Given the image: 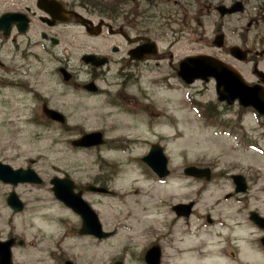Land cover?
I'll return each instance as SVG.
<instances>
[{"label": "rangeland", "instance_id": "1", "mask_svg": "<svg viewBox=\"0 0 264 264\" xmlns=\"http://www.w3.org/2000/svg\"><path fill=\"white\" fill-rule=\"evenodd\" d=\"M95 1L109 5L110 9L117 2ZM151 1L154 0L138 3L140 11L158 17L154 19L155 32L161 33V38L152 37L160 44L162 53H172L175 59L197 53L219 56L212 46V33L219 24L229 29L226 20L216 13L209 15L205 6L202 29L196 38L204 36V42L195 44L191 41L193 36L187 33L171 46L168 38L179 28H167L165 18L173 15L174 9ZM202 1L205 5L218 2L229 5L227 0ZM191 4L194 5L188 1L186 7L193 12ZM247 22H243L241 31ZM263 29L253 30V36ZM77 35V43L85 40L81 34ZM263 42L257 39L250 49L263 52ZM161 67V71L157 68L158 71L143 72L149 76H141L131 93L134 96L142 93L138 101L151 105L150 112H136L137 100L131 98L117 96V101L109 102L105 97L78 104L76 99L66 97L61 100L69 107L67 111L75 115L66 126L52 125L32 121L33 114L40 111L34 110L35 105L23 95L15 94L8 102V95L0 94V161L14 169L31 168L43 179L39 186L0 182V241L16 238L17 242H23L13 248L14 264H65L67 260L73 264H146L145 254L154 245L161 247V264H227L216 255L218 251L227 254V250L232 254V264H264V254L258 245L263 232L249 220L251 211L264 217V126L258 125L254 113H242L233 106L234 113L226 116L232 119L225 125L239 130L241 114L248 136H229L219 125L207 128L190 106V100L218 104L215 82H200L193 89L177 90L178 81L169 77L166 63ZM241 69L248 81L255 79L247 66ZM260 70L264 71V56ZM52 78H42L41 91L45 96L62 90ZM109 80L115 82L114 78ZM168 82L173 84L169 90L163 85ZM117 88H111L112 93ZM75 104L77 108L72 109L70 106ZM161 119H170L177 125L167 129L158 124ZM97 131L104 134L107 146L94 150L72 146V141L84 133ZM163 136L167 140L161 141ZM150 143L161 144L169 158L172 177L164 183L158 182L139 160L149 152ZM193 165L211 167L215 181L208 184L184 177L183 169ZM235 174L248 179L250 190L240 198L227 199L229 194L235 195L230 180ZM54 177H69L84 191L87 186H96L112 192L111 195L84 192V199L98 214L103 230L112 233L111 237L98 240L78 234L81 218L54 197L50 184ZM11 192L25 205L20 213L7 203ZM141 196L147 198L143 210L139 208ZM190 201L196 204L192 216L178 219L173 207ZM155 204L159 208L152 214ZM208 215L215 223H207Z\"/></svg>", "mask_w": 264, "mask_h": 264}, {"label": "flooded vegetation", "instance_id": "2", "mask_svg": "<svg viewBox=\"0 0 264 264\" xmlns=\"http://www.w3.org/2000/svg\"><path fill=\"white\" fill-rule=\"evenodd\" d=\"M188 1L194 3L191 4L193 12L186 7ZM227 1V7L235 6L241 12L222 17L218 8L225 4L205 5L202 0H154L150 3H165L174 9L173 15L165 18L167 28H179L168 38L171 46L187 33L193 36L191 41L195 44L204 42V36L196 38L202 29L205 6L209 15L216 13L226 20L229 29L219 24L212 33L214 40L223 36L224 48L217 49L218 55H227L231 60L223 59L232 66L239 64L238 69L243 75L245 71L241 67L247 66L255 78L251 82L264 86V81H260L255 73L260 69L264 51L250 49L257 39L264 41V29L253 36V30L264 28V0ZM253 11V14L249 13ZM155 18L158 17L140 11L138 0H117L112 9L95 0H0V94H7L8 102L15 94L23 95L35 105L34 110L40 111L33 114L32 121H46L52 125L58 123L46 116L45 108L62 114L65 125L75 115L67 111L69 107L61 100L66 97L84 104L91 99H117L119 96V99H136L135 111L147 110L138 101L141 94L129 95L136 90L141 76H149L143 72L158 71L157 68L161 71V64L166 63L169 77L177 78L186 86L178 77V69L180 62L188 56L175 59L172 53H162L160 44L152 37L161 38V33L155 32ZM244 21L248 22L241 31ZM77 34L85 40L77 43ZM109 40H115V43L111 44ZM153 42L158 48L157 54H142L143 60L134 58L136 50ZM233 46L251 51L248 61L241 63L232 58L229 47ZM90 57L103 64H92ZM44 76L56 79L57 86L62 89L59 94L44 95L41 91ZM110 78L115 82H110ZM111 88H117V92L112 93ZM77 106L70 107L76 109ZM36 114L39 115L36 117Z\"/></svg>", "mask_w": 264, "mask_h": 264}, {"label": "water", "instance_id": "3", "mask_svg": "<svg viewBox=\"0 0 264 264\" xmlns=\"http://www.w3.org/2000/svg\"><path fill=\"white\" fill-rule=\"evenodd\" d=\"M222 15L225 14V9L221 8ZM228 13H232L233 10H228ZM148 47H143L134 52V58L139 59L142 54H145ZM231 53L240 60L247 58V53L239 48L232 49ZM188 65L190 67L186 68ZM182 76L188 82L191 83L196 79H202L207 81L209 78H215L217 81V91L221 101H227L232 103L235 99H239L240 103L245 107L255 108L261 115H264V92L261 88L249 87L246 85L241 76L232 68L224 65L213 57L203 56L189 58L181 64ZM53 119L61 120L59 114L51 113ZM102 135L89 134L83 138L74 141L73 145L76 147H92L103 144ZM152 170L156 172L160 177L167 175V159L163 155L161 149L153 147L151 153L143 159ZM206 171L190 167L185 170V173L194 176L202 177ZM237 185L236 191H243V185L240 182L239 177H234ZM0 180L7 184L18 185L19 183H32L41 184L42 180L31 169L28 170H13L9 166L2 165L0 163ZM53 185V192L55 197L62 201L67 207L73 209L82 218V227L79 230L80 235H93L99 239L106 238L109 233H105L102 230L99 218L97 214L91 209V207L82 199V193H75V185L69 179L54 178L51 180ZM97 192H103L100 189H91ZM8 205L16 212H21L24 209L23 203L15 193H11L8 198ZM193 204L187 206H177L175 211L178 215L188 217L191 213ZM259 227L264 229V218H261L257 213H251L250 217ZM15 243L14 239L6 242H0V264H12V247ZM20 245L22 242L19 243ZM264 246V238L262 239ZM161 251L159 247L151 248L145 256L147 264H160ZM66 264H72L67 262ZM115 264H122L117 262Z\"/></svg>", "mask_w": 264, "mask_h": 264}, {"label": "bare ground", "instance_id": "4", "mask_svg": "<svg viewBox=\"0 0 264 264\" xmlns=\"http://www.w3.org/2000/svg\"><path fill=\"white\" fill-rule=\"evenodd\" d=\"M165 128L169 129L168 125H163ZM136 147H139V145H136ZM147 198L145 196H141L140 197V205L139 208L140 210H143L145 208V205L147 204ZM164 203V202H163ZM159 206L157 204H155L154 206L152 205V214H154L155 212L158 211ZM195 251V250H194ZM195 254L199 255V253L194 252ZM227 254H223L220 251H218L216 253L217 257L221 259V261L227 263V264H232V262L234 261L231 257L232 254L230 253V250H227L226 252Z\"/></svg>", "mask_w": 264, "mask_h": 264}, {"label": "trees", "instance_id": "5", "mask_svg": "<svg viewBox=\"0 0 264 264\" xmlns=\"http://www.w3.org/2000/svg\"><path fill=\"white\" fill-rule=\"evenodd\" d=\"M208 112L210 113V116L213 117V118H219L218 115H220V113L215 110L214 108L213 109H208Z\"/></svg>", "mask_w": 264, "mask_h": 264}]
</instances>
